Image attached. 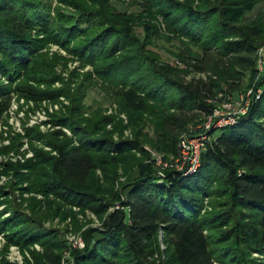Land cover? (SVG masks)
I'll return each instance as SVG.
<instances>
[{
	"label": "trees",
	"instance_id": "16d2710c",
	"mask_svg": "<svg viewBox=\"0 0 264 264\" xmlns=\"http://www.w3.org/2000/svg\"><path fill=\"white\" fill-rule=\"evenodd\" d=\"M60 1L74 2L75 12L56 9L51 16L50 8L40 9L37 0H0L1 76L12 82L28 69L42 79L35 54L47 42L59 43L92 63L109 83L133 119L134 138L120 132L116 139L105 130L108 125L118 132L124 128L110 115L88 123L77 96L71 112L78 116L63 122L77 143L55 130L44 141L51 151L39 150L37 161L27 164L28 174L18 164L7 169L17 183L28 182L26 190L47 198L46 211L31 203L28 216L14 198L0 197V233L8 244L29 250L34 264H61V231L43 223L68 215L75 219L77 212L66 209L68 204L101 218L100 226L83 231L85 248L72 251L67 257L71 264H264V257L253 256H264V73L256 66L264 43V0H199L197 5L195 0H144L175 36L187 39L180 41L185 52L177 54L181 68L145 54L134 27L111 4L104 5L109 0ZM144 27L163 37L153 26ZM33 29L42 39L32 36ZM224 86L233 96L253 90L248 111L237 122L207 129ZM10 91L0 81V117L9 107ZM43 95L60 96L57 90ZM147 118L154 140L140 131ZM181 134L207 138L199 165L189 175L173 166L162 168L142 147L150 142L165 157L173 154L174 159H163L173 163ZM34 244L42 250L32 249Z\"/></svg>",
	"mask_w": 264,
	"mask_h": 264
},
{
	"label": "rangeland",
	"instance_id": "374dc122",
	"mask_svg": "<svg viewBox=\"0 0 264 264\" xmlns=\"http://www.w3.org/2000/svg\"><path fill=\"white\" fill-rule=\"evenodd\" d=\"M37 1L41 2L40 9H44L43 5L45 4L48 9L50 8L51 16L54 15L56 9H62L64 12H75L76 10L74 2L69 4L60 0ZM143 2L146 1L109 0L104 5L109 8L111 4L114 12L121 14L120 16L124 17L127 23L134 27L132 33L139 39L138 42L141 43L145 54L153 55V58L157 61L169 62L178 68L183 67L184 63L177 54L185 52V46L180 41L187 42V39L175 36L176 34L168 29L165 19L159 14L155 15L156 10L153 7L145 8ZM198 2L199 0H195L194 5H197ZM257 10L258 8L252 16L255 15ZM146 24L153 26L163 37H157L153 32L148 33L144 27ZM32 36L39 39L43 37L36 29H33ZM35 56L41 59L43 73L38 75H42V79L30 75L28 69L23 70L12 82H9L7 78L2 77L0 74V81L5 85H10L11 88L9 107L0 117V190L2 191L0 197L8 194L9 198H14L17 203L22 205L28 216L31 213L29 209L31 203L35 204L36 209L46 211L45 199L47 198L43 194L26 190L28 182L22 180L17 183L13 170L7 169H10L9 165L11 164H18L19 171L28 174L30 169H28L27 164L30 166L31 163L37 161V152L39 150L51 151V146L44 141L55 130L60 129L68 137L74 138L75 143H77L71 128L63 124V122H67L64 120H67L70 116L74 118L78 116L74 111L71 112L72 102L77 101V96L82 99L81 102L84 107L81 115L85 119H90L88 123L95 122L100 114L110 115L118 120L124 128L118 132L115 127L108 125L105 130L113 134L116 139L120 137V132L125 138H134V132L129 125L133 119L121 109L113 91L108 87L109 83L100 79L92 63L82 62L77 56L56 42L45 43V46L43 45ZM259 61H263L261 68L258 64ZM256 66H258L259 73H264V57L259 52H257ZM191 76L193 75L189 74L186 78ZM224 88V91L219 94V97H221V101L218 102L217 113L219 114L222 111L229 110L232 105L238 106L239 103L236 101L239 100L240 95L245 96L244 91H240L237 96H233L226 86ZM46 90H57L60 96L46 97L43 95ZM82 93L83 95L80 96ZM224 112L221 114H224ZM145 117L146 115H144ZM212 120L213 118L209 117L205 123L212 122ZM212 126L211 124V129H214L215 127ZM36 131L39 132V135H36ZM140 131L146 134L149 140L155 139L150 119H145V125L141 127ZM185 136L184 134L179 136L177 141L178 150L182 146ZM142 147L156 164L162 162L163 159L166 161L174 159L173 154H170L168 158L165 157L166 154L158 151L150 142H143ZM133 152L137 156L140 154L138 148H134ZM11 182L17 184L14 191V185ZM50 197L53 198V195H50ZM65 207L77 212L75 219L71 215H68L65 219L54 217L53 219H46L43 224L44 227H52L61 231L62 240L65 244L61 264H71L72 260L68 261L67 257L71 258L72 251L85 248L83 231L89 227L100 226L101 218L89 209H86L83 213L79 212L80 209L76 205L66 204ZM115 207L118 208L119 205ZM3 208L4 205H1L0 211ZM113 208L111 207L109 210ZM9 215L10 210L3 217L7 218ZM32 249L42 250L39 244H34ZM161 249L164 254L165 246L163 243H161ZM253 256L264 257L258 253H253ZM161 258L165 261L162 253ZM27 260L34 264L30 251L23 249L18 244H8L6 235L1 232L0 261L9 264H27ZM215 264L221 263L217 261Z\"/></svg>",
	"mask_w": 264,
	"mask_h": 264
},
{
	"label": "built area",
	"instance_id": "2783aa9c",
	"mask_svg": "<svg viewBox=\"0 0 264 264\" xmlns=\"http://www.w3.org/2000/svg\"><path fill=\"white\" fill-rule=\"evenodd\" d=\"M259 54L264 57V44L259 48L258 50ZM259 67L261 68L263 66V61L258 62ZM258 68V66H257ZM256 97H259V92L258 90L256 91ZM253 93V90H248L244 95H240V98L237 103H239L238 106L232 105V107L229 110H226L224 114H219L217 113L218 108H216L212 115L209 116L213 118L212 122L209 121L208 123H205L207 129L211 128V124L213 125L212 127H218L222 126L226 123L229 122H237L240 120V117L243 116L244 114L247 113L249 105H250V95ZM216 114V115H215ZM208 117V118H209ZM215 121V123H214ZM211 122V123H210ZM214 123V124H213ZM206 136L201 135L197 137H184V142L182 143V146L179 148V157L174 160L173 163H168V162H160V166L162 168H166L169 166H178L179 168H182L185 163L188 164L187 170L184 172L185 175H189L193 173L198 165H199V157L202 151L203 146L205 145V140ZM196 143V144H194Z\"/></svg>",
	"mask_w": 264,
	"mask_h": 264
},
{
	"label": "water",
	"instance_id": "95a60500",
	"mask_svg": "<svg viewBox=\"0 0 264 264\" xmlns=\"http://www.w3.org/2000/svg\"><path fill=\"white\" fill-rule=\"evenodd\" d=\"M187 165V166H186ZM176 170H179V171H183V174H184V172L187 170V167H188V164L187 163H185L184 165H183V167L182 168H179L178 166H173Z\"/></svg>",
	"mask_w": 264,
	"mask_h": 264
}]
</instances>
